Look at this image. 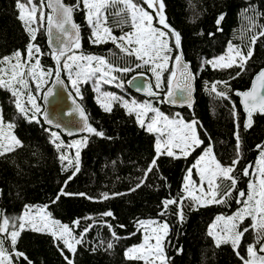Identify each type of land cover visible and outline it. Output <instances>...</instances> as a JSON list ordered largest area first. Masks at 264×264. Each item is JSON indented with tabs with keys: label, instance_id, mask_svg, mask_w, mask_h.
<instances>
[{
	"label": "trees",
	"instance_id": "1",
	"mask_svg": "<svg viewBox=\"0 0 264 264\" xmlns=\"http://www.w3.org/2000/svg\"><path fill=\"white\" fill-rule=\"evenodd\" d=\"M35 2L38 6L41 5V0ZM65 2L72 5L76 0ZM134 2L139 3L140 0ZM163 3L167 23L180 33L179 50L195 76V105L191 110H176L165 106L163 99L149 101L169 118L179 113L185 121L198 122L196 130L203 144L188 157L174 159L160 155L156 158V135L140 127L136 120L137 113L129 114L117 102H113L111 112H105L97 103L98 94L93 82L80 85L81 99L76 96L62 70V77L87 114L89 124L104 133L103 137H98L87 132L83 137L77 138L88 139L87 146L80 151V171L74 173L73 168H65L67 162L62 164L58 158L59 153L51 143L50 132L45 131L49 128L43 124L40 115L39 124L20 118L11 93L0 88V108L3 109L4 120L15 123L13 134L24 144L23 148L0 157V214L15 219L23 214L26 206H32L33 210L46 206L51 218L73 228L76 236L82 234L84 227L91 226L84 234V243L77 246L74 256L65 249V254L71 256L74 264H143L140 260L125 257V251L140 241V230H137L136 225L138 220L168 223L170 230L164 240L168 264H242L230 243H221L217 247L208 234V227L215 217L230 216L241 207V204L236 203V192H233L226 204H211L198 209L186 206L183 222L174 214L176 205L169 206L168 215L161 216L159 213L164 199H179L184 195L182 187L186 170L207 146L212 147L216 159L222 165L231 164L236 157L237 131L242 159L233 175H239L237 189L247 194L250 175L243 176L241 173L246 165L252 164L253 167L249 169L251 174L258 160L260 151L257 146L264 145V116L256 115L252 127L246 131L234 92L246 90L254 74L264 67V36L258 35L264 31V0H163ZM16 4L17 0H0V57H11L17 50L26 53L27 45L32 43L28 32L17 18ZM121 7L117 3L107 10V26L116 36L131 30L127 23H121L122 15L126 14L116 15ZM43 12V21H39L40 12H37L38 31L33 43L39 46L43 54L40 56L42 67L45 70L51 68L55 72L53 56L45 42L44 29L48 12L44 7ZM222 14L224 19L217 25V19ZM74 20L81 31V47L74 51L104 57L117 67L130 66V57L120 52L111 41L96 44L90 41L92 30L85 19V11L76 10ZM218 28L221 30L218 31ZM209 33L214 35L210 36ZM254 35L258 38L245 70L241 71L235 66L222 69L207 63L224 55L230 44L247 52ZM175 55L174 49L173 57ZM170 72L169 68L163 75V90L158 91L162 95L168 90ZM237 72H240L239 76H236ZM134 74L126 75L122 87L105 85L101 87V91L114 93L129 102L132 99L145 101L126 87V81ZM144 75L150 78L147 72ZM216 81L228 82L227 88L222 84L217 85L218 90L227 93L228 99H222L210 91L211 84ZM43 91L40 92L38 103H41ZM61 139L65 145L71 140L63 136ZM69 152L72 154L71 149ZM154 158L155 166L145 179V170L152 165ZM137 184L141 186L136 188ZM133 188L136 190L131 191ZM61 189L65 193H85L92 199L80 195H61L53 203ZM103 193H108L111 198L102 199ZM114 193L123 195L112 196ZM184 203L187 205L188 200ZM109 210L114 213L115 218L101 215ZM87 217L91 219H86ZM77 219L81 222L80 227L73 224ZM105 221L112 225L111 230L105 225ZM250 223L251 219H245L240 225L241 229ZM113 231L119 237L118 240L112 237ZM253 235L251 230L245 233L239 248L242 256H247L246 247L253 242ZM108 242L113 244L111 249H107ZM59 243L49 234L26 227L20 232L16 250L23 252L32 264H66L57 247ZM5 247H8L7 241ZM177 249L181 251L178 252ZM17 264L26 262L20 261Z\"/></svg>",
	"mask_w": 264,
	"mask_h": 264
},
{
	"label": "snow or ice",
	"instance_id": "2",
	"mask_svg": "<svg viewBox=\"0 0 264 264\" xmlns=\"http://www.w3.org/2000/svg\"><path fill=\"white\" fill-rule=\"evenodd\" d=\"M117 3L122 7L116 15H122L121 23H127L130 26V31L123 32L122 35H113L112 29L107 26V10L114 7ZM18 16L25 30L28 32L31 41H35L38 29L33 27L38 22L37 12H40L39 21L45 19L43 0L41 5H37L35 0H17ZM46 7L50 10L47 16V30L49 36L52 35L53 29L63 38L60 40V47L52 55L56 61L55 72L51 68L45 70L39 59V55H43L39 46L34 43L27 45L26 53L17 50L11 57H0V64L5 65L0 67V88L7 89L14 98L13 104L19 117L27 122L40 123L39 115H43L44 119L51 123L46 113H43L41 106L37 103V96L33 94L30 81L35 83V92L39 93L44 90L48 80L55 76L57 83H60L61 71H66L68 79L71 82L76 96L81 97L80 85L86 84L89 80L94 83L95 91L97 92V103L105 112H111L113 102H118L122 107L126 108L129 114L137 113L136 120L140 127L146 128L150 133H158L155 144V151L158 158L160 155L180 159L188 157L197 147L203 144L200 139L196 126L197 121H185L179 113L173 118L165 115L158 108H154L151 103H137L117 96L114 93L101 92V84H115L116 87H122L119 82V77L113 73H128L133 71V67H117L110 63L106 58L94 55L76 54L75 49L81 47L79 26L72 21L73 12L76 10L85 11V19L90 27V41L96 43H107L111 41L120 52L128 57H134L135 61H140L134 65L135 68H143L149 66L148 70L155 77V89H161L164 80L162 79L164 71L168 70L169 62L174 65V70L169 73L167 80L168 90L165 93L167 100L162 102L177 103L178 95L183 96V103H187L191 107L192 103V82L195 79L194 74L189 70V65L183 60V53L180 51L181 35L178 31L171 28L167 23V18L164 15L163 0H140L139 3L134 0H77L72 5H66L63 0H47ZM151 9V11H149ZM156 20L158 25L163 28L154 26L153 21ZM224 19L223 14L218 17L217 25ZM253 26H255L253 24ZM167 29L168 31H164ZM220 31L221 29H217ZM209 35H214L209 33ZM258 35L264 36V31ZM172 39V46L169 44ZM257 35L251 38V44L247 52L240 48L229 45L227 55H222L207 63L213 67L222 69L237 67L241 71L245 70L247 61L253 55V46ZM176 50V55L173 57V50ZM63 59V63H61ZM240 72L236 73L239 76ZM235 78V77H233ZM222 84L227 88V81H216L211 84L210 91L222 99H228V95L223 90H218L217 85ZM51 89L47 91L44 97L46 100L52 96ZM147 95L159 98L160 93L153 90V86L149 85ZM236 95L242 97L241 103L246 112V122L244 127L252 126L253 113L264 115V70H261L254 78L250 90L246 92H237ZM77 112L83 122V130L91 135L103 137L104 133L98 131L88 123L87 115L82 107L77 105ZM149 112L154 113V116L146 124L145 117ZM235 114V106H233ZM15 123L5 121L3 109L0 108V157L7 156L9 153L15 152L18 148H23V142L13 134ZM239 128V124H237ZM51 143L59 153V159L62 162H67L65 168H73V172L80 171V151L87 146V137L81 140H76L68 145L64 144L61 136L57 132H51ZM236 157L231 164L222 165L215 157L212 147L207 146L196 159L195 163L186 170L182 191L179 199H164L161 202L162 210L159 213L161 216L168 215L170 205H176L177 210L174 213L181 222L184 220V208L207 207L211 204H226L229 198H232L233 192H236L235 197L237 204H242L237 211L231 216H217L215 221L210 225L208 234L213 237L217 247L221 243H230L236 255L240 258L242 264H264V145H258L260 158L257 165V170L253 175H256L258 182H250L248 185L249 191L237 189L239 175L234 176L233 172L236 166L242 159L240 153V136L239 132L235 133ZM75 149L74 156L69 152V149ZM61 149H64L61 151ZM163 149V151H162ZM178 149V153L174 151ZM155 166V158L152 165L145 170V179L147 173L152 171ZM253 165H246L242 171L243 176H249V169ZM193 169H196L199 177V183L193 180ZM71 179V177H69ZM205 185L207 187H205ZM141 184H137L139 188ZM136 188L131 189L135 191ZM61 195H80L85 196V193H65L61 189L53 203L59 200ZM123 195L122 193H114L112 196ZM108 193L102 194V199H110ZM188 200L185 205L184 201ZM106 217H114L112 211H107L101 214ZM251 218V223L241 229L240 225L245 218ZM39 218V219H38ZM86 219H91L87 217ZM80 220L73 221L76 227H80ZM105 225L111 230L112 225L105 221ZM137 230H143L142 243L132 246L127 249L125 256L129 260H141L144 264H167L168 257L164 250V240L169 233V225L166 221L156 220H138L136 221ZM26 227L35 232H42L51 235L57 244L61 255L64 257L66 264H74L71 256L65 254V249L72 256L75 255L77 246L84 243V234H86L91 226L84 227L82 234L76 236L73 234L74 229L67 224H62L60 221L52 219L51 213L47 212L46 206L37 208L33 214L32 206H26L23 214L15 219H10L3 214H0V264H17L23 261L26 264H32V261L20 251L16 250V243L20 236V232ZM124 227V225H120ZM251 230L253 242L246 247L247 256L240 254L239 248L245 233ZM6 234V235H4ZM112 237L116 240L119 237L113 231ZM135 235V233H132ZM7 241L8 247H5ZM61 244L63 245L61 247ZM259 245V248H257ZM113 244L107 243V249H111ZM181 251V249H177Z\"/></svg>",
	"mask_w": 264,
	"mask_h": 264
},
{
	"label": "water",
	"instance_id": "3",
	"mask_svg": "<svg viewBox=\"0 0 264 264\" xmlns=\"http://www.w3.org/2000/svg\"><path fill=\"white\" fill-rule=\"evenodd\" d=\"M46 2L47 0H44V5L45 9L48 12V15L50 14V10L47 9L46 7ZM63 2L66 5H69L63 0ZM77 2V0H76ZM75 2V3H76ZM74 13L73 12V17L72 21L73 23L77 24L74 20ZM44 34H45V42H46V47L49 51V53L52 55L55 51H57L60 47V40L63 39L58 32H56L55 29H53V33L51 36H49L48 30H47V21L45 23V29H44ZM79 35H80V40H81V31L79 29ZM53 56V55H52ZM184 60V57H183ZM53 61L55 63V68H56V61L53 58ZM184 62H186L184 60ZM187 63V62H186ZM188 64V63H187ZM189 65V64H188ZM174 70V66H173ZM189 70L192 72L190 65H189ZM264 70V67H262L260 70H258L254 76L252 77L249 87L244 90V91H235L234 96L238 100V104L241 110V113L243 115V128L248 131L251 127L245 128V122H246V112L244 111L243 105L241 103L242 97L239 95H236L237 92H246L251 89L253 80L255 76L261 71ZM60 83H57L55 76L51 80L50 84L46 87V89L43 91L41 95V106H42V112L46 113L49 120H51V123H48L43 115H40V119L43 122V124L48 127L49 129L53 130V132L59 133L61 136L67 138V139H76L79 137H83L87 132L83 130V122L77 112V105L80 106L78 101L76 100L74 94L69 90L68 84L62 77V71L60 74ZM152 85L151 79L144 75V74H136L132 76L126 83L127 89L132 92L134 95L139 96L145 100H151V99H163V101L167 100L166 95H162L160 93L159 98L157 97H151L147 95V89L148 86ZM192 103L191 107L188 106L187 103H183V96L178 95L177 103H167L163 102L165 106H167L170 109H176V110H183V109H189L191 110L194 105H195V79L192 82ZM51 89L53 92V95L48 97L46 100L44 97L47 95V91ZM154 91H157L154 89ZM81 107V106H80ZM85 112V111H84ZM86 114V113H85ZM87 115V114H86ZM264 116L260 113H253L252 116V125H253V118L256 116ZM88 118V116H87ZM89 123V119H88ZM259 248V246H258ZM261 255H264V253H261Z\"/></svg>",
	"mask_w": 264,
	"mask_h": 264
},
{
	"label": "rangeland",
	"instance_id": "4",
	"mask_svg": "<svg viewBox=\"0 0 264 264\" xmlns=\"http://www.w3.org/2000/svg\"><path fill=\"white\" fill-rule=\"evenodd\" d=\"M116 6V5H115ZM44 8H45V6H44ZM151 10V9H150ZM47 16H48V13L46 14V21H47ZM153 24H154V26H156V27H159V28H163V26L162 25H158L157 23H156V20L154 19V21H153ZM33 27H35V28H37V23L36 24H34L33 25ZM164 30V29H163ZM165 31V30H164ZM172 39H174V38H170V40H169V44H170V46H171V42H172ZM32 43H33V41H32ZM239 48V47H238ZM228 51V50H227ZM227 51H226V53L224 54V55H227ZM76 52V51H75ZM76 54H79V53H77L76 52ZM173 55V54H172ZM40 56L41 55H39V59H40ZM128 57V56H127ZM129 58V57H128ZM128 61L130 62V66L131 67H133V71H131V72H128V73H113V75H116V76H118L119 77V82L123 85L124 84V80H125V78H126V75L127 74H130V73H135V74H144L145 72H147V74L150 76V78H151V81H152V84H153V87H154V85H155V77H154V75L152 74V72L151 71H149L148 70V67L149 66H145V67H143V68H135L134 67V65L136 64V63H140V61H135V58L134 57H130V59H128ZM61 63H63V60H62V62ZM5 65H2V64H0V67H4ZM173 63L170 61L169 62V66H168V69L170 68L171 69V71L173 70ZM167 71V70H166ZM166 71H164V73L166 72ZM64 73H65V75H66V77H67V79H68V75H67V72L66 71H64ZM164 73H163V75H164ZM134 74V75H135ZM162 79H163V76H162ZM49 81V80H48ZM68 81H69V79H68ZM88 82H93L92 80H89ZM127 82V81H126ZM30 84H31V87H32V89H34L35 88V83H33V82H31L30 81ZM69 84H70V86H71V88L73 89V87H72V85H71V82L69 81ZM93 85H94V83H93ZM112 86V87H114L115 86V84L113 83V84H101V86L100 87H103V86ZM162 87H163V85H162ZM161 87V89H156L157 91H162L163 90V88ZM155 88V87H154ZM35 90H33V94L34 95H36L37 96V103H38V98H39V96H40V92L39 93H37V92H34ZM73 91H75L74 89H73ZM101 92H107L106 90H102ZM124 99V98H123ZM135 100V99H134ZM132 101H133V99H132ZM132 101H130L129 103H131ZM137 103H144V102H148V103H151V101H149V100H145V101H138V100H135ZM118 103V102H117ZM40 106H41V103H38ZM152 104V103H151ZM119 105H121L120 103H119ZM152 106L154 107V108H156L153 104H152ZM41 110H42V106H41ZM136 113V112H135ZM154 116V113H152V112H149L148 114H147V117H145V123L147 124L149 121H150V119L152 118ZM173 117H175V115L173 116ZM173 117H171V118H173ZM145 130H146V128H145ZM155 135H156V141H157V137H158V133H154ZM76 140H81V139H71L70 140V143H73L74 141H76ZM69 143V144H70ZM162 151H163V149H162ZM174 151H176L177 153H178V149H174ZM71 152H72V155L74 156V154H75V149L74 148H72L71 149ZM259 158H260V155H259V157H258V160H257V162H256V164H255V166H254V168H253V170L251 171V174H250V182H258V180H257V177H256V175H253L255 172H256V170H257V165H258V161H259ZM193 173H195V177H192L193 178V180H195L197 183H199V177H198V175H197V172H196V169H193ZM249 182V183H250ZM249 183H248V185H249ZM205 187H207L206 185H205ZM249 191V189H248V186H247V192ZM185 195V194H184ZM241 206H242V204H241ZM35 211L36 210H33V214H35ZM235 213V212H234ZM233 213V214H234ZM232 214V215H233ZM220 216V215H219ZM231 216V215H230ZM216 218V217H215ZM215 218L213 219V221L211 222V224L215 221ZM39 219V218H38ZM245 219H251L250 217L249 218H245ZM244 219V220H245ZM156 221H158V220H156ZM210 224V225H211ZM210 225H209V227H210ZM209 227H208V232H209ZM212 237V236H211ZM0 238H2V237H0ZM213 238V237H212ZM142 240H143V230H140V241H139V243L138 244H136V245H139V244H141L142 243ZM214 240V239H213ZM215 242V241H214ZM136 245H133V246H136ZM132 247V246H131ZM131 247H129V248H131ZM128 248V249H129ZM126 252V251H125ZM126 257V256H125ZM141 261V260H140ZM143 262V261H142ZM143 264H144V262H143ZM167 264H168V262H167Z\"/></svg>",
	"mask_w": 264,
	"mask_h": 264
},
{
	"label": "flooded vegetation",
	"instance_id": "5",
	"mask_svg": "<svg viewBox=\"0 0 264 264\" xmlns=\"http://www.w3.org/2000/svg\"><path fill=\"white\" fill-rule=\"evenodd\" d=\"M155 89V88H154Z\"/></svg>",
	"mask_w": 264,
	"mask_h": 264
}]
</instances>
